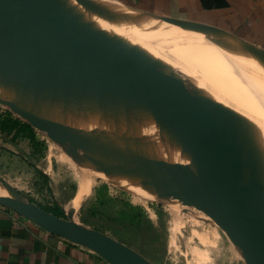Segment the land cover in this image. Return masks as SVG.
I'll return each mask as SVG.
<instances>
[{
    "label": "water",
    "instance_id": "1",
    "mask_svg": "<svg viewBox=\"0 0 264 264\" xmlns=\"http://www.w3.org/2000/svg\"><path fill=\"white\" fill-rule=\"evenodd\" d=\"M81 1L153 32L220 44L264 80V48L229 31L141 11L116 0ZM0 75L87 85L107 93L115 103L92 104L78 95L61 100L58 96L54 101L42 91L33 102L51 101L76 112L102 110L107 114V104L114 106L111 112L115 107L126 110L129 121L122 139L98 143L80 129L62 125L27 105L26 98L14 102L4 95L9 94L8 86L0 82L4 89L0 103L19 118L45 130L68 149L82 150L97 166L132 183L147 179L159 198L178 201L212 219L245 264H264L263 173L232 136L227 117L195 90L190 94L183 82L165 74L138 48L70 2L0 0ZM244 189L249 192L251 211L241 195ZM0 206L51 235L88 249L107 264H152L123 243L72 221L65 210L67 219L59 218L18 191L0 195Z\"/></svg>",
    "mask_w": 264,
    "mask_h": 264
},
{
    "label": "rangeland",
    "instance_id": "2",
    "mask_svg": "<svg viewBox=\"0 0 264 264\" xmlns=\"http://www.w3.org/2000/svg\"><path fill=\"white\" fill-rule=\"evenodd\" d=\"M169 51L168 54L159 52L158 68L175 75L191 94L193 87L200 85L195 80L186 81L185 70L192 71L184 66L186 62L191 64L189 57L184 60ZM153 54L155 57L158 53L152 51L149 56ZM199 92L196 94L204 98ZM58 96L51 99L56 101ZM31 107L42 110L59 123L75 124L66 118L74 112L63 108L64 105L60 107L49 101ZM0 109L10 111L1 103ZM11 113L13 117H20ZM56 114L62 115L63 120L57 119ZM36 131L39 142L36 147L27 138H13V134L0 132V179L8 184V193L18 191L42 207H51L57 202L72 221L123 243L152 264H245L225 232L204 213L178 201L159 198L144 184L132 183L97 166L82 150L68 149L41 128L37 127ZM121 139L105 136L104 143Z\"/></svg>",
    "mask_w": 264,
    "mask_h": 264
},
{
    "label": "bare ground",
    "instance_id": "3",
    "mask_svg": "<svg viewBox=\"0 0 264 264\" xmlns=\"http://www.w3.org/2000/svg\"><path fill=\"white\" fill-rule=\"evenodd\" d=\"M64 1L70 2L91 19L104 24L111 33L122 37L148 57H150V52H157L158 58L154 57V54L151 56L154 57L153 59L150 57L156 65L157 61L161 62L158 56L159 54L161 56L159 53L161 51L168 54L170 50L184 60L189 57L191 64L184 61V66L192 71L185 70V72L187 76L193 77L196 85H200L193 87L194 90L202 92V96L211 101L214 109L227 117L232 136L243 148L251 164L258 167L264 175V80L240 63L230 49L204 38L156 33L129 21L124 16L81 0ZM169 76L176 79L175 75ZM194 80L191 79V82ZM0 81L8 86L9 94H4L5 96L10 95L14 102L26 98L28 100L26 104L29 106L36 105L33 103L35 99L30 97L38 96L39 91L48 97H55L59 94L60 100L61 97L66 99L69 96L70 99V96L78 95L87 97L92 104L116 102L110 99L107 93L99 92L87 85H68L66 82L54 83L50 80L27 77L11 78L7 75H0ZM0 90L2 91L1 88ZM107 105L110 107L107 114L102 110L98 112L73 111L74 113L66 118L73 122L71 124H75H60L78 128L98 143H104L105 136L111 140L122 138L127 132L128 114L126 110L119 107H115L117 110L111 112L114 106ZM64 107L70 106L64 105ZM74 109L81 108L75 107ZM55 117L63 120L62 115L56 114ZM138 182L144 184L157 197H161L155 186L147 179H139ZM6 185L0 183V195L8 193L10 188ZM241 195L248 209L253 210L248 190H242ZM258 211V209L254 210V212Z\"/></svg>",
    "mask_w": 264,
    "mask_h": 264
},
{
    "label": "crops",
    "instance_id": "4",
    "mask_svg": "<svg viewBox=\"0 0 264 264\" xmlns=\"http://www.w3.org/2000/svg\"><path fill=\"white\" fill-rule=\"evenodd\" d=\"M116 1L152 14L217 27L264 48V0ZM1 180L2 185L7 184ZM0 264L107 263L88 249L51 235L0 206Z\"/></svg>",
    "mask_w": 264,
    "mask_h": 264
},
{
    "label": "trees",
    "instance_id": "5",
    "mask_svg": "<svg viewBox=\"0 0 264 264\" xmlns=\"http://www.w3.org/2000/svg\"><path fill=\"white\" fill-rule=\"evenodd\" d=\"M0 132L7 133L9 135L13 134V138H27L35 147L39 144L37 141L36 128L19 117H13V114L8 110L2 111L0 109ZM39 207L59 218L67 219L64 209L61 208L57 202H54L51 207Z\"/></svg>",
    "mask_w": 264,
    "mask_h": 264
},
{
    "label": "flooded vegetation",
    "instance_id": "6",
    "mask_svg": "<svg viewBox=\"0 0 264 264\" xmlns=\"http://www.w3.org/2000/svg\"><path fill=\"white\" fill-rule=\"evenodd\" d=\"M191 79H192V80H194V79H193V77H191V76H187V79H186V81H187V82H190V81H191Z\"/></svg>",
    "mask_w": 264,
    "mask_h": 264
}]
</instances>
